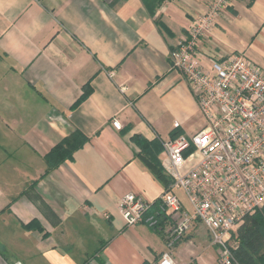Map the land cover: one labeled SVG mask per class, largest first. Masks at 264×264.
Masks as SVG:
<instances>
[{
  "label": "crops",
  "instance_id": "crops-1",
  "mask_svg": "<svg viewBox=\"0 0 264 264\" xmlns=\"http://www.w3.org/2000/svg\"><path fill=\"white\" fill-rule=\"evenodd\" d=\"M207 7L163 0L150 13L142 0H0V264H155L163 252L176 264H219L198 220L169 243L163 215L157 226H127L118 205L133 192L156 211L164 186L144 156L161 163L162 139L204 123L169 65ZM199 50L204 64L242 52L264 69V0H232ZM87 82L90 93L74 105ZM76 129L87 141L47 170L44 155Z\"/></svg>",
  "mask_w": 264,
  "mask_h": 264
},
{
  "label": "built area",
  "instance_id": "built-area-1",
  "mask_svg": "<svg viewBox=\"0 0 264 264\" xmlns=\"http://www.w3.org/2000/svg\"><path fill=\"white\" fill-rule=\"evenodd\" d=\"M231 2L208 0L170 56L169 67L197 97L204 123L190 136L180 133L161 140L169 189L151 213L152 203L133 192L123 194L118 204L127 226L140 221L157 226L163 215L171 224L169 243L198 220L218 248L219 264L234 263L238 243L233 233L247 214L264 206V69L242 52H229L208 64L200 58L201 38L210 34L215 18ZM111 124L120 127L117 119ZM155 264L176 263L163 252Z\"/></svg>",
  "mask_w": 264,
  "mask_h": 264
},
{
  "label": "trees",
  "instance_id": "trees-1",
  "mask_svg": "<svg viewBox=\"0 0 264 264\" xmlns=\"http://www.w3.org/2000/svg\"><path fill=\"white\" fill-rule=\"evenodd\" d=\"M150 13H154L157 6L163 0H142ZM157 24L162 28L164 25L157 20ZM84 90L74 105L84 100L91 91L90 83L87 82L83 86ZM179 134L178 131L171 133L170 137ZM88 137L80 130H74L69 136L63 138L56 143L45 155L44 159L47 163V170H50L62 161L69 158L73 151L78 149L87 141ZM133 139L141 146L146 144L145 140L138 135ZM149 170L164 186V190H168L171 180L165 174L160 161L156 154L144 156ZM233 236L238 240V246L234 249V257L237 264H264V206L257 209L252 214H247L243 222L237 227ZM147 264V263H144ZM234 264V263H232Z\"/></svg>",
  "mask_w": 264,
  "mask_h": 264
},
{
  "label": "rangeland",
  "instance_id": "rangeland-1",
  "mask_svg": "<svg viewBox=\"0 0 264 264\" xmlns=\"http://www.w3.org/2000/svg\"><path fill=\"white\" fill-rule=\"evenodd\" d=\"M176 192H177V193L179 194V196L183 199V202H184L185 206L188 207V202H187V200H186V197H184L185 195L183 194V192H182L181 190H179V189H177ZM188 208H189V207H188ZM237 243H238V240H237ZM217 256H218V254H217ZM234 264H237L236 259L234 260Z\"/></svg>",
  "mask_w": 264,
  "mask_h": 264
}]
</instances>
